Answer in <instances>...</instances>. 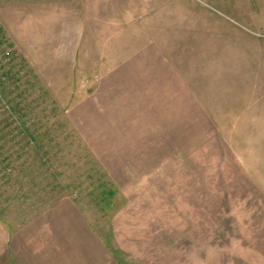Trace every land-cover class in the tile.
<instances>
[{
  "label": "crops",
  "instance_id": "crops-1",
  "mask_svg": "<svg viewBox=\"0 0 264 264\" xmlns=\"http://www.w3.org/2000/svg\"><path fill=\"white\" fill-rule=\"evenodd\" d=\"M19 1L31 6L32 48L52 52L36 73L65 81L67 98L70 81L96 82L65 113L121 191L166 192L168 178L174 192L191 193L198 162L207 171V162L237 160L246 175L264 174L245 166L264 162V0ZM196 234L189 264H264V233L238 232L219 248L206 238V249L195 248ZM106 244L68 196L13 229L0 210V264H182L180 249L125 248L118 258Z\"/></svg>",
  "mask_w": 264,
  "mask_h": 264
},
{
  "label": "rangeland",
  "instance_id": "rangeland-1",
  "mask_svg": "<svg viewBox=\"0 0 264 264\" xmlns=\"http://www.w3.org/2000/svg\"><path fill=\"white\" fill-rule=\"evenodd\" d=\"M256 2L247 1L246 8ZM30 10L29 3L0 0V210L10 229L68 196L118 258H124L125 248H166V254L175 248L182 252L181 263L189 264L191 231L197 233L198 249L210 248V240L217 248L227 247L238 232L264 233V174L246 175L237 160L207 162V171L198 162L191 193L174 192L168 178L166 192L121 191L125 186L116 185L95 158L93 140H85L65 113L96 82L70 81L73 95L67 98L65 81L36 73L35 62H50L52 52L42 56L32 48ZM93 35L85 40L91 46ZM254 165L264 168V162L246 160V172L253 173ZM158 200L166 206L150 204ZM158 219L166 225L159 227ZM147 234L148 241L137 240Z\"/></svg>",
  "mask_w": 264,
  "mask_h": 264
},
{
  "label": "trees",
  "instance_id": "trees-1",
  "mask_svg": "<svg viewBox=\"0 0 264 264\" xmlns=\"http://www.w3.org/2000/svg\"><path fill=\"white\" fill-rule=\"evenodd\" d=\"M27 132V131H26ZM27 134H29V133H27ZM29 137L28 138H30L31 136L30 135H28Z\"/></svg>",
  "mask_w": 264,
  "mask_h": 264
}]
</instances>
